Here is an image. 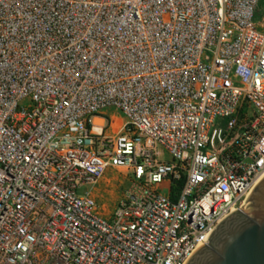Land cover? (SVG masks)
I'll return each mask as SVG.
<instances>
[{
    "label": "built area",
    "instance_id": "obj_1",
    "mask_svg": "<svg viewBox=\"0 0 264 264\" xmlns=\"http://www.w3.org/2000/svg\"><path fill=\"white\" fill-rule=\"evenodd\" d=\"M259 1L0 0V264L187 262L264 176Z\"/></svg>",
    "mask_w": 264,
    "mask_h": 264
},
{
    "label": "water",
    "instance_id": "obj_2",
    "mask_svg": "<svg viewBox=\"0 0 264 264\" xmlns=\"http://www.w3.org/2000/svg\"><path fill=\"white\" fill-rule=\"evenodd\" d=\"M185 264H264V176Z\"/></svg>",
    "mask_w": 264,
    "mask_h": 264
},
{
    "label": "rangeland",
    "instance_id": "obj_3",
    "mask_svg": "<svg viewBox=\"0 0 264 264\" xmlns=\"http://www.w3.org/2000/svg\"><path fill=\"white\" fill-rule=\"evenodd\" d=\"M254 21L264 28V0H260L255 10ZM119 114L117 111H113ZM112 117V116H111ZM120 123L117 118L113 120V129L117 131ZM128 173L125 169H108L95 185L92 195L97 207L96 211L102 218H109L115 209L126 185ZM167 187L162 186V188Z\"/></svg>",
    "mask_w": 264,
    "mask_h": 264
},
{
    "label": "crops",
    "instance_id": "obj_4",
    "mask_svg": "<svg viewBox=\"0 0 264 264\" xmlns=\"http://www.w3.org/2000/svg\"><path fill=\"white\" fill-rule=\"evenodd\" d=\"M111 116H112L113 119H114V118H117V120H118L119 122H121L122 119H123V116H122L121 114H117V113H115V112H111Z\"/></svg>",
    "mask_w": 264,
    "mask_h": 264
}]
</instances>
